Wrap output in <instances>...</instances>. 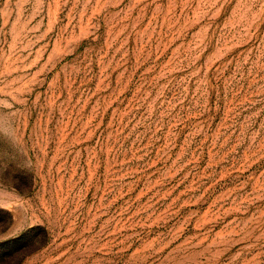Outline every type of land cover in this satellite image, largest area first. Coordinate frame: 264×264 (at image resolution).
<instances>
[{"label": "rangeland", "instance_id": "1", "mask_svg": "<svg viewBox=\"0 0 264 264\" xmlns=\"http://www.w3.org/2000/svg\"><path fill=\"white\" fill-rule=\"evenodd\" d=\"M0 264H264V0H0Z\"/></svg>", "mask_w": 264, "mask_h": 264}]
</instances>
